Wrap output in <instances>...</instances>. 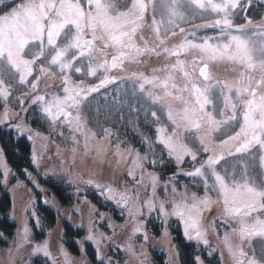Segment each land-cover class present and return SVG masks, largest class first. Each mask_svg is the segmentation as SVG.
<instances>
[{"label":"snow or ice","instance_id":"snow-or-ice-1","mask_svg":"<svg viewBox=\"0 0 264 264\" xmlns=\"http://www.w3.org/2000/svg\"><path fill=\"white\" fill-rule=\"evenodd\" d=\"M244 4L250 0H0L3 120L8 118L7 101L13 94L11 81L28 85L16 97L21 109L25 101L39 106L52 125L66 124L72 133L83 137V149L88 152L84 106L94 105L97 115L103 111L123 118V109L134 110L130 100L138 102L142 97L158 106L170 123V129L165 125L157 128V140L169 157L178 165L185 156L195 161L198 153L190 146L189 137L207 155L199 167L185 173L202 179V195L186 188L179 192L173 185L167 207L165 201L157 205L155 199H146L141 208L152 212L158 207L161 215L178 217L189 240L208 246L207 230L200 227L203 211L217 206L213 230L217 220L228 229L222 242L232 264H264V171L256 176L247 166L240 174L235 169L231 173L219 169L225 155L255 150L264 170V20L256 24L245 16V23H234L233 12L245 10ZM203 13L217 18L192 29L183 26L197 17L204 19ZM201 28H216L219 34L197 37L196 30ZM153 56L163 57L164 63L153 67L151 75L135 71L127 76L110 74L113 70L124 72L126 64L142 65L145 57ZM221 64L234 74L230 79L214 73ZM72 73L97 77L99 82L85 86L83 79L73 81ZM45 76L61 81L59 91L40 93L39 83ZM129 81L131 93L121 87ZM110 85L115 87L109 90ZM151 115L159 122L156 111ZM225 125L236 130L217 142L215 136ZM90 135L95 139V133ZM104 135L110 136V130L105 129ZM72 138L74 143L80 142L76 135ZM117 149L116 155H120L118 144ZM91 150L99 155L104 148L96 144ZM140 159L137 153L132 163L143 170ZM4 169L7 180L6 164ZM128 175L136 179L132 171ZM149 178L155 197L158 177L149 174ZM143 179L141 176L137 183ZM102 193L134 214L130 204L139 199L138 191L106 186ZM136 212L143 215L139 208ZM140 231L137 224L133 235ZM18 237L17 250L32 243L26 225ZM254 238L261 240L259 252ZM144 240H148L147 233ZM128 251H133L131 244ZM41 252L51 257L47 242L33 249V253ZM61 254L65 264H71L63 248Z\"/></svg>","mask_w":264,"mask_h":264},{"label":"rangeland","instance_id":"rangeland-1","mask_svg":"<svg viewBox=\"0 0 264 264\" xmlns=\"http://www.w3.org/2000/svg\"><path fill=\"white\" fill-rule=\"evenodd\" d=\"M253 1L257 0H250V3ZM258 1L264 2V0ZM246 5L247 4H244V6ZM203 16L204 19L197 17L193 23H186L183 26L186 29H192L195 26L194 23L197 21L199 22L196 25H199L217 18L214 14L210 13H203ZM234 16L235 15L233 12V18ZM260 22L261 20L254 21L256 24H259ZM208 30L217 32L215 36L219 34V29L201 28L196 30V36H213V34L211 35L210 33H205ZM148 35L149 33L146 31L145 36L147 37ZM97 59H100V57H97ZM144 59L146 62L142 65L137 66L135 64H127L126 68L128 70L134 68L133 70L135 72L145 71V74L151 75V69L153 67H160L164 63L163 57L156 58L153 56L151 59H148L147 57ZM78 66L84 67V65ZM214 73L220 77L228 76L227 78L229 79L234 75L232 72L227 70V66L224 64H221L218 68L214 69ZM71 75L73 81H79L80 79H83L85 86L97 83L99 81L97 77H89L83 73H72ZM31 79L29 77V80ZM11 83L13 85V94L18 92L19 89L25 90L28 87V85H26L27 87L23 89L18 85L15 89L14 85H16V81H11ZM127 83L129 84L130 88H132L131 81ZM60 84L61 81L59 79H53L51 77L45 76L39 83V91L41 94H44L45 92L51 93L53 91H59ZM140 101H144L145 107L148 108L147 110L150 109L151 112H157V115L159 116V122H157V125H165L170 129L171 126L167 121L166 115L160 110L158 106L148 103L143 98L140 99ZM7 102L9 103V100ZM25 103L27 104H24V110L19 109L18 111H14L12 108L11 110L8 107V118L6 120H3L5 108L0 112V120H3V122L0 123V126L8 124L10 128L16 133L25 136L31 144L32 163L33 156L36 157L37 161L36 163H33V166H35L36 169L35 172L30 170L25 171L24 179L17 178L13 183L10 184L9 179L14 173L7 163L4 153L0 148V173L2 175V184L10 197V219L15 222L17 227L15 234L12 237H7L3 233L0 234V264H30L31 260L36 256H41L47 259L50 264H53V262H55V264H65V258L61 254V248H63V250L68 253L71 264H95L90 261L87 256L84 245L85 243H90L93 246L97 255V261L100 260L104 264H154L151 261L149 252L151 245H158L164 250L166 254L165 264H177L175 259L176 249L169 231V221L174 218H179L172 215H161L159 213L158 207L157 210L152 212H149L146 207L141 208L143 201L146 199H155L157 205L160 203V201H165L167 207L168 202L172 199L171 189L173 185H175L179 192H183L185 190V187H179L175 183L176 180L174 177H171V179L167 181H162L157 171L154 168L148 166L149 159L155 161V167L163 164V160L161 159L159 162H157L158 152L155 150L156 148L154 142H152L154 140H147L145 143V155L141 154L138 150L132 147H124L120 145V139L118 136H114L113 138V136L104 135V130L107 129V122H111V117L108 114L106 117H103V111L97 115L96 109L94 107L90 110L91 118L88 117V113H83L84 117L86 118V126L84 131L85 133L89 134V151L85 152L83 149V137H80L79 134L72 133L66 124H58L55 126L52 125L43 116L39 106H37L38 113L44 120L47 127L50 128V136L49 134L43 133L41 130L32 127L25 117L28 105L31 104L28 101H25ZM8 105L12 107L11 104ZM84 109H88V107L85 105ZM17 124H21L22 127L18 129L16 127ZM111 132L112 131H110V133ZM233 132V127L225 125L223 129L216 134L215 140L219 142L220 140L226 139L227 136L233 134ZM91 133H95V139L91 137ZM73 135L77 136V139L80 141L79 143H74L72 138ZM155 143L164 149L163 145L158 142L157 136ZM96 144L103 145L104 148V151H102L99 155L91 150ZM117 144L119 145V152L121 153L120 155H116V152L118 151ZM189 144L198 153L197 159L195 161H193L190 156H185L184 161L178 165L174 157H170L177 167L178 174L185 175L187 172L194 171L196 167L200 166V162L206 158L207 154L200 151V146L197 141L189 137ZM74 148L75 152H73ZM164 150L167 152L166 149ZM137 153L141 158L139 164L143 165V170H141L139 166H134L132 163ZM247 155L248 156H245L244 154H236L235 157L230 156L232 158H225V163H221L219 169L221 171L223 169H228L230 173L233 171V169H235L237 174H240L243 171L244 166H247L248 170L253 175L258 176L255 173L256 166L258 168V174H260L261 171H264L259 167V153L255 151ZM248 158H250V160L247 165L246 159ZM187 160L192 163L193 166L192 168H187L184 170L182 165ZM5 164L7 165L8 169L7 180L4 179ZM251 168H253V170ZM129 171L133 172V175L136 177L135 180L128 175ZM149 174H154L156 177H158L155 197L152 195ZM47 176H51L57 180L66 179L68 183L73 185L75 197L73 205L68 206L61 204L62 202L57 200L55 194L50 190V188L40 181V178L45 179ZM141 176H143L144 179L140 184H138L137 181ZM194 178H196L194 183L197 186H203V182L200 177ZM88 181H92V183H88ZM97 185H100L101 187L98 188ZM106 186H112L120 190L127 188L133 193L138 191L139 199L134 200L132 204H130L134 214L129 213V207H124L125 211H127L128 208V216L123 221H120L116 219L112 213L98 210L97 207L91 203L87 196L83 193L85 192L84 189L87 190L88 188L92 187H97V191L102 193V189ZM165 186H167L168 189L167 193L165 192ZM188 192L191 193L195 191L190 190ZM197 193L199 192L197 191ZM103 195L106 197V194L103 193ZM39 205L54 209L53 211L56 215V223L52 229H44L42 218L38 212ZM137 208L142 211L143 215H140L136 212ZM168 211L171 212L170 207H168ZM119 212L121 213L122 211ZM218 215L219 209L217 206H212L211 211H203V220L200 227L202 230H207V239L209 242H212V250L215 251V253L223 254V256L221 254L220 256L222 257V260L224 259V264H232V260L222 242L223 234L228 229H226V227L219 220H217L215 230H213V220ZM151 216L158 217L163 224L161 234L158 238L150 235L145 227L147 219ZM179 221L181 223L183 232L182 234L184 235L185 239L187 241L195 242V239L189 240L185 236L184 225L180 219ZM64 222H69L75 226H82V228L85 230V236L78 242L81 249L79 255H74L73 252L63 243ZM137 224L141 226V231L133 235V229ZM25 225L29 229L32 243L17 250L15 245L20 242L18 233H22ZM41 232H43V234L45 233V237L36 238V233L39 234ZM145 233H147L148 236L147 241L144 240ZM211 234L216 238H212ZM89 236H92L93 239H88ZM114 240L115 244H120L125 248L123 259H118L109 254H105L104 250L106 247V242H108V245H111ZM45 242H47L49 251L51 253L50 258L46 257L42 252L33 253V249L36 247V245H42ZM130 244L133 248V251L131 252L128 251ZM253 245L259 252L262 247L260 238H254ZM171 249L175 252H172L170 256ZM169 257L171 263L168 262ZM196 261L197 264H199V262L202 260L199 258V261L197 259Z\"/></svg>","mask_w":264,"mask_h":264},{"label":"trees","instance_id":"trees-1","mask_svg":"<svg viewBox=\"0 0 264 264\" xmlns=\"http://www.w3.org/2000/svg\"><path fill=\"white\" fill-rule=\"evenodd\" d=\"M264 15V3L252 4L248 8L247 11L241 10L237 13L235 17V23H245L244 17L247 16L251 20H263ZM208 33V31H207ZM215 34V31H212ZM19 84L14 85V88ZM23 89H25V85H19ZM24 90L19 89L18 92L12 94L9 97V103L12 105V109L18 110L20 106L16 101V97H20ZM130 104L134 110H130L126 108L125 113L122 112L123 118L121 121L126 126L123 128H119V124H116V130L118 131L119 139L123 141V145H129L141 153L145 154V143L146 139L149 141L154 140L157 136V120L151 115V111H147L141 116L140 109L138 108V102L134 100H130ZM5 102L2 98H0V112L4 109ZM138 107H137V106ZM10 108V107H9ZM34 108L29 109L28 113H26V119L28 123L35 127L38 130H41L43 133L47 132V126L42 118L38 115V113L33 111ZM121 117V114H119ZM138 118H140L138 120ZM120 119V118H119ZM137 120V124L135 125L133 122ZM139 127V132L136 127ZM143 140V142H142ZM152 141V142H154ZM0 148L4 153L7 163L9 164L11 170L13 171V176L9 179V183H13L17 178H25V171H36L35 166L32 163V148L29 140L18 133H16L13 129L10 128L9 125L0 126ZM155 148L161 153L162 157H166V153L162 149L160 145H156ZM164 171H163V170ZM176 167L172 165V163L163 168H159L158 171L161 173V177L163 180H167L171 175L175 174ZM65 180V181H64ZM40 181L46 186L50 188V190L55 194V197L58 201L62 202L63 205H73L74 203V192L73 185L68 183L66 179L57 180L51 176H47L45 179L40 178ZM194 179L192 177L178 176L177 183L179 186L185 185L191 191H198L202 194V187L195 188L193 186ZM86 190V189H84ZM87 198L93 203L98 210L112 213L114 217L118 220H124L126 218V214L120 213L119 211L123 210L121 206H118L114 202H110L108 199H104L103 196L97 194L96 189L94 187L88 188L84 193ZM10 197L8 192H6L5 187L2 184V175L0 173V234L3 233L7 237H12L15 234L17 229L14 221L10 219ZM54 209L45 207L43 205H39L38 212L42 218V223L44 229H52L56 223V215L53 211ZM172 239L174 242V246L177 250L178 261L177 264H197L196 258L200 257L204 264H224V259L220 256L221 253H212L207 249H204L203 246L197 245L193 242H186L182 236L181 229L179 227V223L175 221L172 222ZM64 232H63V243L66 247H68L74 255H79L81 252L80 245L78 242L85 236V230L82 226H75L69 222L63 223ZM146 230L155 238H158L161 234V230L163 227L162 222L156 217H149L145 224ZM36 238H44L45 233L43 232L37 234ZM114 239V238H113ZM112 239V240H113ZM111 240V241H112ZM85 251L87 253L88 258L95 264H104L100 260L97 261V255L90 243H85ZM107 252L109 255L116 257L118 259H123V255L125 252L124 246L120 244H115V240L111 245L106 244ZM124 248V249H123ZM150 258L154 264H165L166 262V254L164 250L158 245H151L149 248ZM172 251H170V254ZM211 253V254H209ZM223 256V254H221ZM96 257V258H95ZM170 258V257H169ZM171 263L170 260H168ZM30 264H50L49 261L41 256H36L31 260Z\"/></svg>","mask_w":264,"mask_h":264},{"label":"flooded vegetation","instance_id":"flooded-vegetation-1","mask_svg":"<svg viewBox=\"0 0 264 264\" xmlns=\"http://www.w3.org/2000/svg\"><path fill=\"white\" fill-rule=\"evenodd\" d=\"M127 65V64H126ZM126 65H125V71L124 72H120L119 70H113L112 71V73H110L111 75H117V76H127V75H129L130 73H132V72H134V68L132 69H130V70H128L127 68H126ZM138 68V67H137ZM142 70V69H141ZM145 72V71H144ZM228 77V76H227ZM110 87H115L114 85H110V86H108V88H110ZM122 87V86H121ZM103 90V89H102ZM101 90V91H102ZM143 110H141V113L143 114V112H142Z\"/></svg>","mask_w":264,"mask_h":264}]
</instances>
